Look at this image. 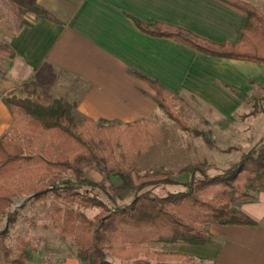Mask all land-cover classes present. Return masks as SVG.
I'll list each match as a JSON object with an SVG mask.
<instances>
[{
	"label": "trees",
	"instance_id": "1",
	"mask_svg": "<svg viewBox=\"0 0 264 264\" xmlns=\"http://www.w3.org/2000/svg\"><path fill=\"white\" fill-rule=\"evenodd\" d=\"M246 15L238 43H216L184 28L144 24L138 28L152 37L170 39L204 55L264 65V15L251 4L220 0ZM13 17L26 27L28 14L58 22L48 11L22 0H8ZM0 56L15 52L0 45ZM154 90V100L184 132L216 147L212 133L196 130L175 107L179 100L160 82L145 77ZM14 119L12 129L0 137V218L12 227L18 214L8 215L16 198L47 203L51 226L62 239H73L83 264H205L179 252L152 250L154 244L204 246L211 242L210 226L256 227V222L235 208L239 202H255L264 193V141L244 152L236 163L212 175L206 163L181 171L186 182L162 179L134 188L132 173L138 159L162 143V133L153 122H138L124 128L85 119L77 122L75 106L63 100L49 103L39 98H3ZM263 114L264 107L252 115ZM105 124V125H102ZM235 148L227 149V153ZM113 167L120 189L134 193L127 204L106 205L88 189L103 190L100 182L85 176L84 165ZM177 186L184 190L164 197L143 192L150 186ZM98 210L89 218L82 210ZM8 230L0 233V264H31L30 255L6 244ZM111 256L113 261L108 260Z\"/></svg>",
	"mask_w": 264,
	"mask_h": 264
},
{
	"label": "crops",
	"instance_id": "2",
	"mask_svg": "<svg viewBox=\"0 0 264 264\" xmlns=\"http://www.w3.org/2000/svg\"><path fill=\"white\" fill-rule=\"evenodd\" d=\"M22 1L48 11L58 22L28 14L26 21L33 27H26L10 8L17 24H4L0 18V45L15 52L13 58L0 56V137L14 126L3 102L7 96L39 98L45 103L63 100L75 106L77 122L92 119L120 123L124 128L157 122L160 108L145 77L160 82L179 100L195 98L219 108L224 98H209L206 90L213 86L229 94L227 88L237 81L244 89L252 75L241 77L239 72L264 69L251 66L264 65L216 58L170 39L152 37L136 24V20L171 24L212 42L236 44L246 15L220 0ZM237 1L251 4L264 15V0ZM230 62L249 65L234 71ZM30 203L37 201L29 199ZM236 207L256 227L211 225V242L195 246L196 256L185 255L205 264H264V193L257 194V201L239 202ZM15 212L20 210L10 213ZM22 220L19 213L14 226L22 225ZM10 226L8 217L0 218V232L11 228L8 239L12 243L15 232ZM46 227L57 231L51 220ZM13 242L17 249L23 246L31 264H47L51 259L52 244L33 251L24 241L21 245ZM55 260L57 264H81L68 255Z\"/></svg>",
	"mask_w": 264,
	"mask_h": 264
},
{
	"label": "rangeland",
	"instance_id": "3",
	"mask_svg": "<svg viewBox=\"0 0 264 264\" xmlns=\"http://www.w3.org/2000/svg\"><path fill=\"white\" fill-rule=\"evenodd\" d=\"M0 12V18L4 24H17V21L10 15L7 0L0 2ZM230 63H233V66H230L233 67L232 70L234 71L249 65L238 62ZM232 74L230 78L234 79L235 74ZM250 75L252 76L248 79V88L247 85L244 89L239 88L241 84L239 81L234 84L233 88H227L230 96L218 87L211 86V89L206 90L209 98L217 100L224 98L225 101H222L223 106L219 108L209 107L203 101L195 98L192 100L181 99L175 102L176 110L184 116L188 125L196 130L213 134L216 142V147L213 149L208 147L202 138L184 132L164 111L159 109L156 116V125L161 130L162 143L138 159L135 171L132 173L134 188L144 183L156 182L162 179H175L186 182L189 180L190 175L180 176L181 171L203 163L209 166L212 175H217L239 161L244 152L264 141V116L263 114L252 115L254 110L257 111L264 107V69H261L260 73L257 69H246L239 72L241 77ZM230 97L233 99H230ZM110 124L123 128L120 123L112 122ZM229 148H235V150L227 153L226 151ZM83 168L86 177L100 182L103 187V190L88 189L89 193L102 200L109 207L115 204H127L134 199L132 191L119 188L121 180L116 176L117 171L113 167L106 169L97 167L95 163H89L85 164ZM183 190V187L158 185L150 186L143 192H150L153 196L164 197L170 193ZM16 199L19 201L13 202L15 204L9 209L8 215L13 214L10 213L12 210H20L16 213L22 214L23 223L17 225L18 227L10 226L15 233L11 238L12 243H9L10 239L7 235L6 244L8 246L17 251L18 249L13 240H16L18 245H21L20 242L24 241L25 245L29 244L30 249L34 251L38 247L52 244L54 249L51 256H49L51 259H47V264H57L55 259L66 255L74 257L83 264L77 256V247L73 239H62L59 232L47 230L46 226L50 221L48 206L51 200H48L45 204L39 202L28 204L29 199L26 197ZM236 206H238V203L235 204L237 209ZM82 211L89 218H94L99 212L96 209H83ZM5 230H8L9 234L11 228L8 227ZM21 247L23 248V246ZM149 247L155 251L180 252L194 256L197 254L193 251L198 248L184 244H154ZM107 258L109 261H113L111 256Z\"/></svg>",
	"mask_w": 264,
	"mask_h": 264
}]
</instances>
